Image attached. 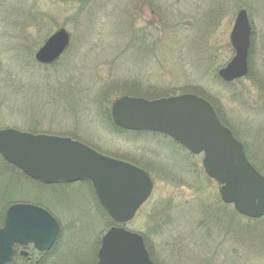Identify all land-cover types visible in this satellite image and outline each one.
<instances>
[{
  "label": "rangeland",
  "instance_id": "rangeland-1",
  "mask_svg": "<svg viewBox=\"0 0 264 264\" xmlns=\"http://www.w3.org/2000/svg\"><path fill=\"white\" fill-rule=\"evenodd\" d=\"M240 9L251 25L248 73L227 83L218 70L234 55L229 35ZM60 28L67 48L50 65L36 62ZM182 93L206 97L264 174V0H0V129L67 136L145 169L152 192L124 227L143 236L155 264H264V216L224 203L201 154L112 121L121 96ZM0 167L15 186L23 179ZM29 179L28 195H12L0 213L17 202L48 209L59 223L48 264H92L114 223L89 183L48 188Z\"/></svg>",
  "mask_w": 264,
  "mask_h": 264
},
{
  "label": "water",
  "instance_id": "water-1",
  "mask_svg": "<svg viewBox=\"0 0 264 264\" xmlns=\"http://www.w3.org/2000/svg\"><path fill=\"white\" fill-rule=\"evenodd\" d=\"M234 55L218 70L227 83L248 73L251 25L245 9L237 12L230 35ZM70 35L60 28L36 51L35 60L51 64L67 48ZM115 126L127 131L164 134L192 154H203L208 177L220 184L226 204L247 218L264 216V176L248 161L244 145L218 117L212 104L193 93L158 99L121 96L111 106ZM0 155L29 178L43 184L87 181L105 212L116 224L129 222L148 199L153 182L133 163L104 155L67 136L0 129ZM59 224L41 206L11 204L0 227V264H9L14 245H31L37 252L51 249ZM21 255L26 256L25 251ZM97 264H154L141 234L112 226L102 236Z\"/></svg>",
  "mask_w": 264,
  "mask_h": 264
},
{
  "label": "trees",
  "instance_id": "trees-1",
  "mask_svg": "<svg viewBox=\"0 0 264 264\" xmlns=\"http://www.w3.org/2000/svg\"><path fill=\"white\" fill-rule=\"evenodd\" d=\"M236 81H238V80H236ZM235 81V82H236ZM198 95H200V94H198ZM136 96H141V95H139V94H137ZM169 96V95H168ZM200 96H202V97H204L203 95H200ZM141 97H144V96H141ZM147 97H149V96H147ZM146 97V98H147ZM151 98H149V99H155V98H159V97H153V96H150ZM204 98H206V97H204ZM208 100V99H207ZM212 104V103H211ZM213 105V104H212ZM214 106V105H213ZM214 108H215V110H216V112H217V114H218V116H219V118L221 119V121L226 125V123H225V121L222 119V116H221V114H220V112L217 110V108L214 106ZM120 131H123V130H120ZM30 132H36V131H34V130H30ZM233 132V131H232ZM153 134H155V133H153ZM233 134L235 135V136H237L234 132H233ZM0 163L2 164H4V165H6V166H8V167H10V168H12L13 170H14V172H18L20 175H22V177H23V179H20V178H18L19 179V181H16L17 182V185L15 186V184H14V182L11 180V176H9V173H5V169H3L2 167H0V178H2V179H4V181H5V184L2 186V188H0V206H2V204L4 203V202H6L7 200H8V198L9 197H11L12 195H14V194H16L17 192H19V193H22L23 194V196L25 197L26 195H28L27 194V190H28V186L29 185H26V184H24L25 183V181H26V183L28 182V179L29 178H27L25 175H23L21 172H19L18 170H16L13 166H11V165H8V164H6V163H4L1 159H0ZM256 166V165H255ZM256 168L257 169H259L260 171H261V169L259 168V167H257L256 166ZM262 172V171H261ZM30 180V179H29ZM33 183H36L37 185H40L41 187H48V188H50V187H53V186H51V185H48V186H46V185H44V186H42L41 184H39V183H37V182H34L33 181ZM23 196H21V201H23ZM36 203V202H35ZM36 204H40V205H42L41 203H36ZM98 206V205H97ZM98 208H99V211H101V212H103L104 214H105V212L98 206ZM1 215H0V227L2 226V223H3V219H4V213L1 211V213H0ZM106 215V214H105ZM146 243V245H147V241H145ZM148 248V247H147ZM28 251H29V256L31 257V262H27V260L25 259V258H22V257H20L19 255H18V253H17V255H16V257H15V259H14V261L17 263V264H33V262H34V260L37 258V263L36 264H48V262H47V257L50 255V254H52V252H53V250H52V252L51 251H49V252H47V253H43V254H38V253H36L31 247H29L28 249H27ZM148 250H149V248H148ZM149 252H150V250H149ZM93 257H92V260H93V263L92 264H96V252L95 251H93ZM50 264V263H49ZM81 264H84V263H81ZM90 264V263H89Z\"/></svg>",
  "mask_w": 264,
  "mask_h": 264
},
{
  "label": "flooded vegetation",
  "instance_id": "flooded-vegetation-1",
  "mask_svg": "<svg viewBox=\"0 0 264 264\" xmlns=\"http://www.w3.org/2000/svg\"><path fill=\"white\" fill-rule=\"evenodd\" d=\"M18 248H19V247H15L14 250H15L16 252L21 251V250H18ZM23 248H25V249L27 250L29 247L27 246V247H23ZM27 252H28V254H29V251H28V250H27ZM30 258H31V257L29 256L28 259H30ZM30 262H31V260H30ZM36 263H37V258L34 260L33 264H36Z\"/></svg>",
  "mask_w": 264,
  "mask_h": 264
}]
</instances>
